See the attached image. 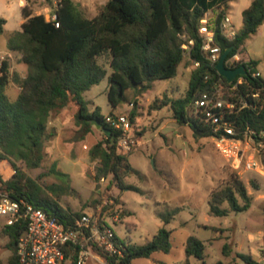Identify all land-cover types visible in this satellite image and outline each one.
I'll return each mask as SVG.
<instances>
[{
    "label": "trees",
    "instance_id": "1",
    "mask_svg": "<svg viewBox=\"0 0 264 264\" xmlns=\"http://www.w3.org/2000/svg\"><path fill=\"white\" fill-rule=\"evenodd\" d=\"M229 1L108 0L99 7L96 16L89 18L73 0H59L56 10L59 27L48 22L45 15L33 14L30 7L24 6L22 30L12 33L7 42L10 51L21 55L20 62L27 69L23 77L13 75L19 89L15 100L6 94L12 78L10 65L4 61L0 66V163L8 161L15 170L8 180H4L0 174V193L41 208L66 227L73 225L83 215L61 207L57 200L47 194L38 179L30 177L16 164V161L24 162L30 169L41 166L50 117L71 104L78 107L75 114L79 127L77 140L84 139L93 131V120L101 123L106 130H102L104 139L90 150L91 160L99 161L96 179L100 181L110 177V184L120 191H138L124 182L125 177L136 171L128 165L126 155L118 148L122 132L107 124L98 110L89 112L83 95L105 77L106 70L98 59L107 53L111 68L107 95L113 109L123 105L128 91H134L138 98L149 91L154 82L173 79L184 59L179 38L183 32L194 40L190 62L193 65L198 62L199 65H194L184 97L173 99L165 95L150 108L161 110L168 107L178 123L191 128L196 139L211 138L210 124L201 115L191 114L189 108L204 93L221 92L223 98L236 102L237 108L241 106V100L252 106L244 107L230 116L239 129L249 125L258 132H264V79L253 76L259 62L248 59L238 64L244 65L248 74L238 76L229 84L218 74L216 64L209 61L201 50L202 39L198 27L210 9H221L216 17L215 43L222 52L233 47L226 62L240 52L244 54V44L264 24V0H253L242 13V27L235 38L227 39L219 24ZM6 23L7 20L0 17V33H3ZM239 79L243 80L242 83H238ZM253 94H258L259 98H253ZM137 117V108L134 107L129 114L133 125ZM54 172L65 175L60 171ZM252 185L255 190L259 189L257 184ZM114 202L110 206L106 204L103 211L119 213L121 218L133 214L126 211L118 200ZM252 202L245 184L234 175L226 186L212 191L209 215L226 217L230 213L245 212L251 208ZM179 211L180 208H176L159 213L158 217L169 223ZM25 227L24 221L4 227V234L9 240L8 248L12 252L8 264H19L17 242ZM115 239L122 245L121 256L110 255L94 243H89L88 247L108 264H133L137 258H149L154 253H169L171 250V231L165 227L141 246L134 245L130 240H121L117 235ZM261 247L264 252V238ZM228 248V244L224 245L225 254ZM205 251L204 241L195 236L188 237L185 264H190L191 257L206 264ZM241 258L248 264H256L249 256L241 255Z\"/></svg>",
    "mask_w": 264,
    "mask_h": 264
},
{
    "label": "rangeland",
    "instance_id": "2",
    "mask_svg": "<svg viewBox=\"0 0 264 264\" xmlns=\"http://www.w3.org/2000/svg\"><path fill=\"white\" fill-rule=\"evenodd\" d=\"M59 0H27L33 14L53 15ZM84 15L92 18L99 7L108 0H73ZM251 0H230L226 8L234 28L242 27V12ZM218 11H221L219 7ZM0 17L8 19L3 33H0V66L4 61L10 65L11 82L6 94L11 100L19 95L18 84L13 75H26L18 54L8 53V36L22 30L24 18L18 0H0ZM244 54L259 61L257 70L264 79V26L244 44ZM99 63L106 70L101 82L84 93L89 112L98 110L106 117L113 114H130L137 108L135 139L137 145L126 155L127 163L136 172L125 177L124 182L138 189L120 191L110 184V177L96 179L99 161L90 158L91 148L104 139L102 129L94 126L84 139L77 140L79 127L75 122L78 107L71 104L54 112L49 120L44 138V158L41 166L28 168L24 162L16 161L17 166L33 179H38L47 194L57 200L61 207L74 213H100L103 207L121 202L130 216L120 217L119 222L107 218L106 223L121 240H130L137 246L151 240L157 231L165 227L171 231V250L158 252L149 258H137L133 264H185V244L190 236L205 242L206 264H248L241 255L249 256L256 264H264L261 243L264 238V153L257 157L263 173L258 171L236 172L228 161L216 150L212 138L196 139L188 125L178 123L170 108L151 109L155 101L165 95L177 99L184 97L189 87L191 73L195 68L189 56L184 55L177 75L171 80L156 81L152 88L136 98L134 91L125 94L121 107L113 109L108 102V79L111 74L110 55L104 54ZM135 104V105H133ZM60 171L65 175H57ZM15 170L8 161L0 163V174L4 180L10 179ZM238 177L252 196V206L248 211L230 213L226 217L209 215L211 193L228 184L232 176ZM253 183L259 189L253 188ZM180 208L174 219L163 222L159 213ZM102 213H105L104 211ZM108 215L112 211L106 212ZM6 217L0 216V264H8L12 252L8 248V237L4 234ZM260 232L262 239L248 241V232ZM258 234V233H257ZM261 237V236H256ZM257 239V238H255ZM229 248L224 253V245ZM190 264H202L191 257ZM88 264H99L90 261Z\"/></svg>",
    "mask_w": 264,
    "mask_h": 264
},
{
    "label": "built area",
    "instance_id": "3",
    "mask_svg": "<svg viewBox=\"0 0 264 264\" xmlns=\"http://www.w3.org/2000/svg\"><path fill=\"white\" fill-rule=\"evenodd\" d=\"M216 17L217 15L212 17L207 13L198 27V34L202 39L201 50L214 64L223 53L221 47L215 43ZM46 20L53 22L56 27L60 26L56 12L48 15ZM219 28L229 40L234 39L238 33L228 14H224ZM179 38L183 55L190 56L194 40L186 32L180 33ZM242 62L236 54L227 62V66L235 68ZM194 65L197 67L199 63L195 62ZM253 76L261 75L257 71ZM242 81L239 79L238 83ZM252 96L259 98L258 94ZM237 105L236 102L223 98L221 92L204 93L189 110L191 114L201 115L210 124L213 133L211 138L216 150L236 172L256 170L263 173L257 157L264 150V132H258L249 125L239 129L230 116L244 107L252 106L243 100L240 101L241 106L237 108ZM105 122L122 132L118 141L120 152H131L138 141L135 139V126L129 115H108ZM99 212L84 213L73 225L66 227L55 218L49 217L41 208L0 193V216L6 217V225L25 222V231L17 242L19 264H88L90 261L108 264L88 247L89 243L98 245L110 255L121 256L122 245L115 239L114 230L106 223L107 218L115 223L119 222L120 215H108L102 213V209Z\"/></svg>",
    "mask_w": 264,
    "mask_h": 264
},
{
    "label": "water",
    "instance_id": "4",
    "mask_svg": "<svg viewBox=\"0 0 264 264\" xmlns=\"http://www.w3.org/2000/svg\"><path fill=\"white\" fill-rule=\"evenodd\" d=\"M233 47L227 48L221 55L219 61L216 63V70L219 75L224 77L229 84L233 83L238 76H246L248 74V71L246 70L244 65H240L235 68H230L227 66V57L229 53L232 51ZM92 124L98 128L102 129L103 131H106L105 128L101 125V123L93 120Z\"/></svg>",
    "mask_w": 264,
    "mask_h": 264
},
{
    "label": "crops",
    "instance_id": "5",
    "mask_svg": "<svg viewBox=\"0 0 264 264\" xmlns=\"http://www.w3.org/2000/svg\"><path fill=\"white\" fill-rule=\"evenodd\" d=\"M252 1H253V0H251L250 4L252 3ZM25 2H27V0H18V5H19V7H20V8H23V7L25 6ZM250 4H249V6H250ZM27 6H29V5H27ZM249 6H248V7H249ZM248 7H247V8H248ZM30 9H31V8H30ZM217 11H218V8L215 7V8H213V9L208 10L207 13L210 14V15L213 17V16H216V15H217ZM207 13H206V14H207ZM227 13H228V12H227V10H226V11H225V14H227ZM242 13H243V12H242ZM6 20H7V22H8V19H7V18H6ZM24 22H25V19L23 18V19L21 20V22H20L21 25H22ZM6 24H7V23H6ZM262 26H264V24H263ZM262 26H261V27H262ZM17 31H18V30H17ZM258 31H259V30H258ZM257 33H258V32H257ZM10 35H11V34H10ZM10 35H9V36H10ZM9 36H8V37H9ZM243 47H244V46H243ZM8 53H9V54H14L15 52H12V51H10V50L8 49ZM16 54H18V53H16ZM246 55H247V58H246V59H242V57L240 56V54H238V56L242 59V61H246V60H248V59H252L250 56H248V54H246ZM18 58H19V59L21 58V55H20V54H18ZM253 60H254V59H253ZM257 61H258V60H257ZM258 62H259V61H258ZM21 66H22V63H21ZM258 66H259V64H258ZM22 68H23V70L26 72V70H27L26 67H23V66H22ZM257 71H258V70H257ZM258 72H259V71H258ZM259 73H260V72H259ZM260 75H261V73H260ZM257 233H258V234H257ZM259 233H260V232H256L255 230H254V232H248V241L250 240L249 242H251V241L254 242L253 240L256 241V240H260L259 238L262 239V235H260ZM256 236H261V237H256ZM255 238H257V239H255Z\"/></svg>",
    "mask_w": 264,
    "mask_h": 264
}]
</instances>
